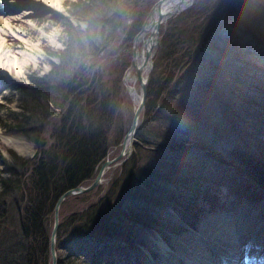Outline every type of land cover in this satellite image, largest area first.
Returning <instances> with one entry per match:
<instances>
[{"label":"rangeland","instance_id":"obj_1","mask_svg":"<svg viewBox=\"0 0 264 264\" xmlns=\"http://www.w3.org/2000/svg\"><path fill=\"white\" fill-rule=\"evenodd\" d=\"M58 1L59 3L55 4L58 8L57 11L49 10L42 14L27 15L29 9L25 7L26 5L22 6L18 0H0V10L5 8L3 9L4 13H0V18L11 20L8 26L0 24V192L1 180L12 178L9 168L12 156L30 159L36 153L32 142L16 130L18 122L27 115L23 100L16 87L26 84L30 76L42 77L46 75L51 65L57 63L56 54L65 46L66 36L61 25L64 17H68L71 24L82 30L88 27L86 18L77 19L69 16L68 11L71 9V4L77 0ZM155 2L156 0H139L137 5L128 12H126L125 6H118L117 12L120 11V14L117 27L111 31L110 29L113 27L111 28L109 23L105 24L103 33L106 34L108 31L110 33L107 45L101 52L84 59V62L81 63L84 71L83 78L86 81L84 86L86 85L87 90L83 93L84 100L80 101L79 105L86 104L84 101L93 100V97L96 98L94 99L96 102L98 101L97 104H100V95L103 96L104 108L98 112V115H96L97 111L92 114L90 122L98 128V135L101 132L104 137L102 140V134H100L101 136L96 139L98 154L103 144L110 146L103 159L96 163L94 175L77 186L88 185L96 175L101 163L104 160H111L122 147V144L120 145L122 137L128 130L137 104L124 85V75L133 59L131 51L133 37L140 30L143 22H145L144 25L146 24L154 8L151 9V7ZM113 17L115 18L113 14L109 16V22H113V20L111 21ZM260 23V26L264 23V0H192L185 8L160 23L145 83V100L138 115L128 155L135 153L138 157L134 162V167L131 165L127 174L125 173L124 167L122 169L121 166L129 158H125V155L120 160L110 162L102 172L97 185L86 192L68 196L60 203L58 222L64 217L84 212L91 205H98V199L106 193L107 189L108 196L105 201L127 207L125 192L128 184L136 186V189L133 188V190H137V192L144 189L146 195H150V199L154 201L156 196L151 193L153 186L147 185L150 179H147L148 175L144 170L154 169L156 164V170L160 168V175H162V183L160 182L161 185L157 191L160 200L171 195L173 201L178 202L181 197L180 191L175 188L183 186L184 193L187 194L188 190L184 185L196 190L201 182L209 179L203 183L208 188L207 197L198 196L192 203L190 198L193 199L194 195L191 194L192 197L185 195L189 199L190 206L188 205V207H191L186 213L188 222L187 220L184 222L171 206L163 203L156 208L150 207L154 212L152 214L162 223L159 226L160 229L156 230L155 226H137L130 243L114 239V237L122 239L123 227L116 235L113 234L107 239L93 241L90 238H80L73 240L71 245L55 248L56 260L69 255L70 251H74L81 253L84 257L95 256L94 253L97 252L99 261L107 257L106 253H111V258L102 260L105 264H171V261L168 260L169 257L170 259L179 258L177 264H186V261H190V259L185 260L180 257L178 250L181 240H195L193 244H197L200 239L206 240L204 234L208 233L209 236L213 234L216 223L222 226L220 221H226L227 227H230L235 221L240 222L238 218H245L242 227L244 232H248L251 230L249 223L255 224L261 220V215L264 217V187L259 186L255 182L256 178L251 174L248 173V177H246L238 171L233 165L235 161L229 160V156H221L225 161L218 162V165L210 160L198 163L193 156L194 153L184 154L177 149L176 144L169 142L160 147H154L144 145V142L134 139L135 133L138 132L139 137L153 145L155 142L152 137L155 135L157 137L155 141H165L163 139L165 136L162 138V135H159L157 131L166 130L169 126L174 127V130L183 127L180 112L184 110L183 106L188 105V102L194 104L202 100L207 101V105H210L215 102L214 98L217 95V101L219 100L223 104L230 95L229 90H225L226 86L223 87L224 83L228 81L225 82L226 78H222L226 77L225 73L228 70L226 67L232 58L233 43L238 39L239 43L251 44L252 40L246 27H258ZM89 29H95L97 32L98 26L96 29L91 24ZM235 36H237L236 40L233 39ZM262 82L264 84V79ZM58 85H61L60 81ZM213 85L214 89L211 88ZM199 86L202 87L199 89ZM136 89H138L137 86ZM94 106L96 107L95 103ZM57 111L55 110L42 121V135L48 145L53 139V128L58 129L59 115ZM204 111L191 110L185 118L187 120L184 119L186 122L190 119L192 133L197 131L196 127L200 128L201 121L205 119ZM83 124H75V129L70 131L71 134L77 133L76 140L83 135ZM183 130L186 131L184 132L186 134L189 132V128H182L181 131ZM262 134L264 140V122ZM11 136L23 138L28 146L27 153H18L6 143L4 137ZM221 140L228 145L235 144V141L227 140L225 134L221 135ZM137 143L141 148L135 147L138 145ZM72 145L75 146L73 142ZM172 146L174 148H168ZM194 147L196 148L197 145ZM142 149L152 150L156 153L162 149L160 152L162 157L159 158L153 154V159L148 158ZM258 160L260 164L264 163L261 158ZM160 161L163 163H159ZM128 165L129 163L126 167ZM30 167L29 163L25 165L26 173L30 172ZM130 169L132 170L131 175L134 176H131L132 181L127 179ZM136 177H139V181H136ZM201 177L203 179H200ZM115 179L117 180L114 182V187L109 189L110 183H113L112 180ZM4 199L0 193V211L5 212L3 216L0 215V248L5 245L2 235L9 236L14 234L13 231H18L17 213L15 210H11L13 207L8 204L6 198ZM194 204L195 208L192 207ZM139 208L135 206L134 210ZM52 215L53 208L49 218L50 223L48 222L50 230ZM231 220H233L232 223L229 222ZM261 225L264 227V219ZM154 234L170 246L165 253L161 254L153 246ZM214 236L238 245L247 243L242 238L227 239L221 232ZM260 238L259 246H263L264 235ZM11 241L12 239L8 240L9 243ZM206 241L201 242L209 245L210 243ZM216 249H213L211 244L209 245V250L213 252V255L220 256V252L224 253V251H216ZM123 253L127 255L124 256V259L121 258ZM239 254L238 252L237 255ZM225 255L229 259L239 258ZM188 257L191 255L189 254L186 258ZM48 262L51 264L49 252Z\"/></svg>","mask_w":264,"mask_h":264},{"label":"trees","instance_id":"obj_2","mask_svg":"<svg viewBox=\"0 0 264 264\" xmlns=\"http://www.w3.org/2000/svg\"><path fill=\"white\" fill-rule=\"evenodd\" d=\"M138 1L77 0L71 4V9L68 11L69 16L77 19L86 18L88 27L82 30L71 24L68 17H64L61 25L66 36L65 46L56 54L57 63L51 65L46 75L42 77L30 76L26 84H20L16 87L23 100L24 110L27 112L26 117L18 122L16 130L32 142L36 153L30 159L12 156V163L9 164L12 178L1 180L0 193L3 199L6 198L8 204L13 207L11 210H15L17 213L18 231H13L14 234L9 236L2 235L4 240H1L5 245L0 248V264L49 263L48 238L50 229L48 222L50 223L49 218L56 197L65 189L89 180L94 175L96 163L103 159L110 146L103 144L98 154V141L96 139L102 133L100 132L98 135V128L90 122L91 115L95 114L96 111V115H98V112L104 108L103 96L100 95V104H97L98 101L96 102L94 100L96 98L93 97V100L88 99L84 101L86 104L79 105L80 101L84 100V97L82 98L83 93L87 90L86 85L84 86L86 81L83 78L84 71L81 63L84 62V59L101 52L107 45L110 33H108L109 31L106 34L103 33L105 32V24L109 23V26L113 27L109 29L114 31L116 25L119 24L120 11L119 13L117 11L120 5L125 6L126 12H128L137 5ZM112 14L115 18H111L113 22H109V16ZM261 23L258 27H246L252 40L251 44L239 43L238 39L237 42L233 43L232 58L226 67L228 69L225 73L226 77L222 78H226L225 82L228 81L224 83L223 87L226 86L225 90L228 89L230 95L223 104L219 100L217 101V95L214 98L215 102L210 105H207V101L202 100L194 104L188 102V105L183 106L184 110L180 112L183 127L174 130V127L169 126L166 130L157 131L159 135H162V138L165 136L163 138L165 141H155L157 140L155 135L152 137L155 142L153 145L139 137L138 132L135 133L134 139L144 142V145L154 147H160L169 142L176 144L175 146L180 152L188 155H191L190 152L194 153L193 156L198 163L210 160L218 165V162L223 163L225 161L222 157L229 156V160L235 161V164L232 163L238 171L246 177H248V173L251 174L256 178L255 182L264 187V163H261V166L258 160L259 158L264 160V140L262 138L264 122V84L262 82L264 79V23L260 26ZM91 24L96 29L98 26L97 32L95 29H89ZM102 26L103 29H101ZM236 37L233 39L236 40ZM59 81L61 85H58ZM211 88L214 89V85ZM195 109L207 111H204L206 117L201 121L200 128L196 127L197 131L192 133L190 119L186 122L187 119L185 118L191 110ZM55 110H58L59 115L58 129L53 128V139L48 145L42 135V121ZM77 123L85 124L82 126L83 135L78 140L75 139L77 133H70L71 129H75L74 125ZM182 128H189L188 135L184 133L185 130L181 131ZM223 134L227 136V140L235 141V144L223 143L221 140ZM103 138L102 134V140ZM71 141L75 146L72 145ZM194 145L197 147L195 148ZM135 147L141 148L139 144ZM168 148L172 149L174 146ZM161 150L156 153L152 150L142 149L145 151V155L152 159L153 154L161 158ZM128 157L121 165L122 169L124 167L125 173L131 168V165L134 167V162L138 158L135 153ZM28 163L31 167L30 172L26 173L24 167ZM127 163L129 165L126 167ZM159 163L162 164L163 161ZM156 167L157 164L154 169L149 167L151 169L144 170L148 175L147 179H150L147 185L153 186L151 193L156 196L154 201L150 199V195H146L144 189L137 192V190H133V188L136 189V186L128 184L125 192V195L127 194L125 198L127 207H123L121 204L105 201L108 196L107 189L106 193L98 199V205H91L84 212L81 211L64 217L58 222L54 248L71 245L73 240L80 238H90L93 241L107 239L113 234L116 235L122 227L124 228L122 239L115 237L114 239L130 243L137 226H155L156 230L157 228L160 229L159 226L162 223L152 214L154 212L151 211V208H156L163 203L171 206L184 222L186 220L188 222L186 213L191 207H188L190 203L185 195L188 197H192L191 194L194 195L193 199L190 198L192 203L196 201L198 196L206 198L208 188L203 183L209 179L201 182L196 190L184 185L188 190L187 194L184 193L183 186L175 188L180 191L181 197L178 202L173 201L171 195L160 200L157 191L162 183V175H160V168L156 170ZM132 170L130 169L127 179L131 180V176L134 177L131 175ZM116 180H112L113 183H110L109 189L114 187ZM136 181H139V177H136ZM135 206L140 208L135 211ZM192 207L195 208V204ZM3 213L5 214L4 211H0V215L3 216ZM9 239H12L10 243L8 242ZM101 261H99L98 255L84 257L81 253L70 251L69 255L58 258L56 264H105L104 261Z\"/></svg>","mask_w":264,"mask_h":264},{"label":"bare ground","instance_id":"obj_3","mask_svg":"<svg viewBox=\"0 0 264 264\" xmlns=\"http://www.w3.org/2000/svg\"><path fill=\"white\" fill-rule=\"evenodd\" d=\"M22 6H25L29 9L27 15L29 14H42L44 11H57L55 4H58V0H18ZM192 0H165L162 1L159 7H154L152 13L150 14L146 24L143 27V31L136 37V44L134 48L133 54V65L141 67V79L144 80L147 77L149 71V61H144L145 52L149 48L152 41L144 39L150 33L151 27L153 22L155 21L158 13L167 14L168 12L180 11L181 9L185 8ZM20 4V5H21ZM5 8H1L0 13H4ZM10 19H1L0 24H4L6 26L9 25ZM141 44V46H140ZM1 49V48H0ZM2 55V54H1ZM1 58V57H0ZM134 68L129 67L124 75V85L128 90L129 94L132 95L133 101L137 102L139 98V90L136 89L138 87V81L135 79L134 75ZM138 90V91H137ZM6 143L13 148L16 152L25 154L27 153V145L26 142L20 136H11V137H4ZM129 145V139L126 138L122 144L123 149H127ZM104 171V170H103ZM264 207V205H263ZM264 211V209H263ZM246 217V216H243ZM263 219L261 215V220L257 221L255 224H251V230L248 232L243 231L242 225L244 224L245 218H238L240 221L232 223L233 220L229 221L233 225L227 227L226 221L222 222V226L216 225L214 226V232L210 236L204 234L206 236V240L200 239L197 244H193L195 240L184 239L181 240L178 246V250L180 253V257L185 258V260L190 259V261H186V264H264V245L259 246V241L264 235V227L261 225L263 224ZM230 223V224H231ZM208 231V229H207ZM220 233L224 235L227 239H245L246 244L232 243L231 241L225 239H218L214 235L216 233ZM206 233V232H205ZM212 233V232H211ZM203 235V236H204ZM153 246L156 247L157 250L161 252V254L165 253L167 249L170 248L168 244H166L159 236L153 235ZM148 239V238H147ZM208 242L211 244V247L217 248L216 251H224V253L220 252V256L217 254L213 255V252L209 250V245H205L202 242ZM149 245V244H148ZM241 248V249H238ZM176 250V249H175ZM242 251V252H241ZM238 252L240 253L239 255ZM176 254V253H175ZM191 257L186 258L188 255ZM222 254V257H221ZM228 254L232 257H239L235 259H229ZM127 255L121 254V258H125ZM164 256V255H163ZM120 257V255H119ZM120 258V259H121ZM130 258V257H129ZM103 259V258H102ZM177 257L168 258L171 261V264H177L178 262ZM106 260V258L104 259ZM167 260V259H166ZM235 261V262H234Z\"/></svg>","mask_w":264,"mask_h":264},{"label":"water","instance_id":"obj_4","mask_svg":"<svg viewBox=\"0 0 264 264\" xmlns=\"http://www.w3.org/2000/svg\"><path fill=\"white\" fill-rule=\"evenodd\" d=\"M162 1L165 0H156V2L154 3V5L151 7V9L153 7H159L160 3ZM150 9V11H151ZM149 11V13H150ZM177 11L174 12H168L166 15L165 14H161L158 13L155 21L152 24L150 33L147 35V37L144 39L143 42H145L146 40H150L152 41L149 48L146 50L145 52V57H144V61H149V68L151 65V57H152V52L155 48L156 42H157V33H158V27L160 25V23H162L163 21H165L169 16L173 15L174 13H176ZM148 13V14H149ZM144 23L142 24L140 30L134 35L133 40H132V55L134 54V48H135V44H136V37L140 34V32H142L144 29ZM128 67H132L134 68V75L138 81V90H139V98L137 100V104L134 108L133 114H132V118H131V122L130 125L128 127L127 132L123 135L122 140H121V144H123L124 140L126 138L129 139V145L127 149H123V147L120 148L119 152L117 153V155H115L111 160H104L96 175L94 176L93 180L86 186H75L72 188H68L66 190H64L63 192H61L57 198L55 199L54 205H53V215H52V227L49 233V238H48V252H49V257H50V263L51 264H56V255H55V248H54V241H55V234H56V229H57V225H58V208L60 203L68 196L71 195H75V194H79V193H83L88 191L89 189H91L92 187H94L95 185H97L100 182L101 179V175L103 170L107 167V165L115 160H120V158L122 156H124L125 158L128 157L129 153H130V145L132 143V139H133V135L136 129V124H137V119H138V115L143 107L144 104V100H145V83H146V78L144 80L141 79V67L140 66H134L133 65V59L130 61V64ZM122 162V160L120 161V163ZM105 253V252H104ZM95 255H97V252L94 253ZM107 257H105L106 259L109 257H112L111 253H106ZM102 257V256H101Z\"/></svg>","mask_w":264,"mask_h":264}]
</instances>
